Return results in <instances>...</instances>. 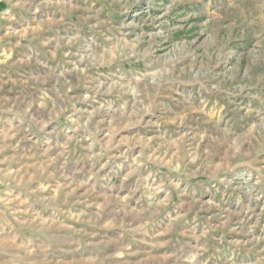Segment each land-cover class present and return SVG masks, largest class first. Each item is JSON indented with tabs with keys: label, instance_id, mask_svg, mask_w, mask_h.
I'll return each instance as SVG.
<instances>
[{
	"label": "rangeland",
	"instance_id": "374dc122",
	"mask_svg": "<svg viewBox=\"0 0 264 264\" xmlns=\"http://www.w3.org/2000/svg\"><path fill=\"white\" fill-rule=\"evenodd\" d=\"M0 264H264V0H0Z\"/></svg>",
	"mask_w": 264,
	"mask_h": 264
},
{
	"label": "clouds",
	"instance_id": "9594fccd",
	"mask_svg": "<svg viewBox=\"0 0 264 264\" xmlns=\"http://www.w3.org/2000/svg\"><path fill=\"white\" fill-rule=\"evenodd\" d=\"M241 46H243V42H241ZM141 104H142V102H141ZM160 110H161V111H165L166 109H165L164 106H162ZM170 179H171V177H170Z\"/></svg>",
	"mask_w": 264,
	"mask_h": 264
}]
</instances>
